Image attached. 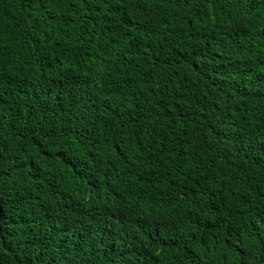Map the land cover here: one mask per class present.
I'll return each mask as SVG.
<instances>
[{
	"label": "trees",
	"instance_id": "trees-1",
	"mask_svg": "<svg viewBox=\"0 0 264 264\" xmlns=\"http://www.w3.org/2000/svg\"><path fill=\"white\" fill-rule=\"evenodd\" d=\"M0 264H264V0H0Z\"/></svg>",
	"mask_w": 264,
	"mask_h": 264
}]
</instances>
